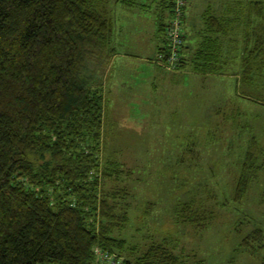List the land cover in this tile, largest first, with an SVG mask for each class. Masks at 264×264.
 <instances>
[{"label":"trees","instance_id":"16d2710c","mask_svg":"<svg viewBox=\"0 0 264 264\" xmlns=\"http://www.w3.org/2000/svg\"><path fill=\"white\" fill-rule=\"evenodd\" d=\"M154 1L169 18L173 0ZM213 1L191 56L183 31L170 69L222 75L219 60L244 31L241 76L264 78V0ZM111 8L110 0H0V264H108L96 250L113 264H183L160 245L122 257L127 243L113 235L126 218L102 189L119 170L101 168L105 101L98 76L115 56ZM156 24L164 60V15ZM260 155L252 142L236 203L256 178ZM262 233L252 231L239 249L255 256L264 248Z\"/></svg>","mask_w":264,"mask_h":264},{"label":"rangeland","instance_id":"374dc122","mask_svg":"<svg viewBox=\"0 0 264 264\" xmlns=\"http://www.w3.org/2000/svg\"><path fill=\"white\" fill-rule=\"evenodd\" d=\"M207 2L188 0L186 57L204 28ZM145 4H112L115 56L98 75L105 101L101 168L119 170L102 189L126 218L113 233L127 243L122 257L160 245L183 264H263L264 248L255 256L239 249L252 231L264 235V78L241 76L245 33L232 37L230 52L224 46L222 75L199 76L188 65L171 70L157 54L164 44L155 24L169 18ZM252 142L261 150L260 168L236 203Z\"/></svg>","mask_w":264,"mask_h":264},{"label":"built area","instance_id":"2783aa9c","mask_svg":"<svg viewBox=\"0 0 264 264\" xmlns=\"http://www.w3.org/2000/svg\"><path fill=\"white\" fill-rule=\"evenodd\" d=\"M188 0H173L172 11L169 15V20L166 23L165 27V40H166V50L167 58L162 60L168 66H174L178 61L179 53L182 49V45L184 41L182 39L183 36V22L184 16L186 13ZM98 260L106 261L108 264H113L111 262V257L101 254L99 250L95 251Z\"/></svg>","mask_w":264,"mask_h":264},{"label":"crops","instance_id":"0c3cea01","mask_svg":"<svg viewBox=\"0 0 264 264\" xmlns=\"http://www.w3.org/2000/svg\"><path fill=\"white\" fill-rule=\"evenodd\" d=\"M123 1H125V0H110V4L112 5V4H114V3H118V2H120V3H122ZM138 2V1H141V2H143V3H146L144 6L146 7V8H152L153 7V5H154V8H156L157 6L155 5V1L154 0H135V2ZM207 1V0H206ZM213 1V0H212ZM209 5L207 6V9L209 8V6H211V5H213L214 3H212V2H210L209 0H208V2H207ZM138 5H139V2L137 3ZM137 5L136 4H133V5H131L130 7H132V8H134V7H136ZM206 9V10H207ZM205 10V11H206ZM204 11V12H205ZM155 23V22H154ZM156 24V23H155ZM202 32V30H200L199 32H198V36H199V33H201ZM198 40H199V38H198ZM197 45V42L195 41V43H193V45ZM157 54H158V52H157Z\"/></svg>","mask_w":264,"mask_h":264}]
</instances>
